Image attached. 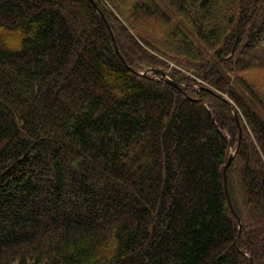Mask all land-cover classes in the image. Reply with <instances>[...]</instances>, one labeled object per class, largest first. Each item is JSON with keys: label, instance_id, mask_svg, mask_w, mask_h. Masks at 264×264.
<instances>
[{"label": "trees", "instance_id": "trees-1", "mask_svg": "<svg viewBox=\"0 0 264 264\" xmlns=\"http://www.w3.org/2000/svg\"><path fill=\"white\" fill-rule=\"evenodd\" d=\"M111 1L130 68L89 0H0V264H264V121L216 69L264 107V0H166L213 64L158 0ZM159 56L197 79L143 76Z\"/></svg>", "mask_w": 264, "mask_h": 264}, {"label": "rangeland", "instance_id": "rangeland-1", "mask_svg": "<svg viewBox=\"0 0 264 264\" xmlns=\"http://www.w3.org/2000/svg\"><path fill=\"white\" fill-rule=\"evenodd\" d=\"M105 1H107L108 5L112 11L120 14V12H119L120 10H118V8L113 5L111 0H105ZM158 1H159L160 5L162 6V8L166 12H168L169 15H174L175 21L177 22L178 26L190 37V39L199 48V51L205 57V60L209 61L210 64H213L216 61V59L213 56V50L211 49V47H209L205 42L201 41L200 38L197 37V35L191 30L190 26L188 25V22L184 18H180L179 16H177L172 11V7L168 1H166V0H158ZM123 21H124V23L129 25L128 19L126 17L125 18L123 17ZM150 23L151 24H149V26L153 27L151 30L156 29L157 35L162 40V38L164 37L163 30H165V29L162 26H158L153 21ZM242 50H243V47H242ZM241 53L243 54V52H240V55H242ZM256 57L257 58H252V57L250 58L251 60L254 61V63L256 64V67L253 70H249V71L247 70L245 72H242L241 75L244 77V82L249 87L251 86L253 91H255V93H258V96H261L262 99L264 100V65H263L264 64V57H262V55H259ZM159 59H161L162 61H164V63H166V66H164V67H168L165 71L168 73V75L171 74L172 71H179L182 73V75L184 77H193V78L195 77L194 76L195 72H194V69L192 68L193 67L192 65H194L195 61L192 62L189 58L183 57V56L175 58V59H184L185 62H183L182 64L175 62L172 58H168V57H164V56H159ZM183 64H187L188 66H183ZM212 68H214V66H212ZM216 69L218 70L217 71L218 74H220V75L222 74L226 79L228 78V80H227L228 85L229 86L232 85L235 89H237V91L240 92L241 95L243 96L245 102L264 121V107L262 106V102L260 103L259 100L254 98V96L248 91L247 87L241 85L238 82L236 76H237V74L239 75V73L238 72H237V74L232 73L230 71V69L228 67H226L225 65H223V66L218 65ZM152 74L153 73H151L150 75H152ZM212 75L217 76V74H215L214 72ZM195 78L197 79V77H195ZM186 81H188V80H185V83H186ZM199 84L205 85L206 83L202 79L199 78L198 83L195 84L193 88L196 90L198 88ZM208 87H210V86H208ZM223 94L225 95V97L228 100H230L228 98L227 94H225V93H223ZM241 116H242L244 123H246V121H247L246 116L244 117V115L242 113H241ZM247 133L251 136V138L253 140L258 141V143L260 144L258 137L255 135V133H253L251 131V129H249ZM260 147H261V145H260ZM261 243L264 245V238H261Z\"/></svg>", "mask_w": 264, "mask_h": 264}, {"label": "water", "instance_id": "water-1", "mask_svg": "<svg viewBox=\"0 0 264 264\" xmlns=\"http://www.w3.org/2000/svg\"><path fill=\"white\" fill-rule=\"evenodd\" d=\"M93 6L95 7V9L98 11V13L100 14L102 20L104 21L106 27L108 28L109 32H110V35L112 37V40L114 42V46L116 48V51L117 53L119 54V56L121 57V59L123 60V62L126 64V66L128 68L129 65L128 63L126 62L124 56L122 55L121 51H120V48L118 46V43H117V40H116V36L114 34V31L112 29V27L110 26V23L108 22L104 12L99 8L96 0H89ZM151 73L153 74H156L158 76V78L162 79L163 81L167 82L168 84L178 88V89H182L179 84L175 81H173L171 79V77L168 75L167 72L165 71H162V70H155V69H149L147 70L146 72L142 73L143 76H147V75H150ZM227 101L231 104L232 102L230 100L227 99ZM234 116H235V119L237 121V124H238V127H239V130H240V142L242 140V135H243V130H242V127H241V124H240V120H239V115H238V112L237 111H234ZM236 155V151L235 152H232L230 154V157H229V160H228V163L225 167V170H224V181H225V190H226V195H227V199H228V203H229V206L233 209V205H232V201H231V197H230V192H229V185H228V169L229 167L231 166V164L233 163L234 161V157ZM242 228V223L240 222V229Z\"/></svg>", "mask_w": 264, "mask_h": 264}]
</instances>
